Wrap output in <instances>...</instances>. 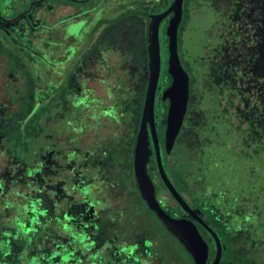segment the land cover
<instances>
[{
  "label": "rangeland",
  "instance_id": "374dc122",
  "mask_svg": "<svg viewBox=\"0 0 264 264\" xmlns=\"http://www.w3.org/2000/svg\"><path fill=\"white\" fill-rule=\"evenodd\" d=\"M6 3L9 4V2ZM60 3H64V0H48L45 3L36 5L29 14L15 22L2 23L0 21V104L2 105L1 102L4 98L6 103H11V99L7 98V88H11L13 90L12 98L17 99L19 106L15 108V113H12V109H8V113L10 117L15 116L14 120L18 123L23 119L26 112L31 110L29 106L31 103L30 98H32L30 93L32 87L37 85L36 91L46 90L45 88L47 87L56 89L50 102L52 106L54 104L56 106L60 96H64V101L60 107L61 114L51 120L52 124L50 122V126L55 128L65 127V132H59L61 134L59 139L62 145L61 150L67 153L70 152V156L63 158L62 162L57 161L58 165L52 163L54 168L50 175L52 179L49 181L50 187L55 190L58 196H66L63 185L71 187L75 185V182L71 184V180L74 177L64 170L70 171L72 167L76 166L74 159L77 156V149L80 148L77 140L80 132H77V129L75 131L72 130V127L78 128L80 123L76 115L79 109L76 100L78 96L76 84L77 63L75 62L77 53L73 49L65 53L57 50L54 51L52 57L46 52L47 49L45 47L41 49L33 46L34 42H36L35 39L42 43H47V38L45 39L43 35H39L44 34L46 31L45 10L46 8L56 7ZM198 3L206 9V14H208L212 22L209 32L212 46H209L208 56L202 61V65L199 61L196 64L195 60L189 67L186 66V70L192 75L190 79L192 107L186 117L193 128L184 143L192 147L194 139H198L200 133L208 128L210 130L209 137L216 145H221V143L223 146L227 143L233 145L236 141L235 144L240 149L250 145L248 147L249 151L246 152V158L239 165L242 169L241 175L243 178L245 176L253 178L256 175L255 179L257 180L255 181L264 182V175L263 177L260 175L264 164V152L261 153V149L264 148V44H260L262 36L264 37V0H198ZM13 6V8H10L12 9L9 12L10 15H15L16 13L13 14L11 12L26 5L19 4L17 8V5ZM64 11L70 15L73 10L72 8H66ZM54 16L55 19L60 18L59 14ZM232 18L239 20L241 25L243 23L244 29L240 32V35H236V32L228 33L226 25ZM128 29L130 28L128 27ZM128 32L131 33V46H129L128 50H131L132 60L128 51H126V55L117 51L116 70L119 73L117 76H121L117 78L115 83L110 85L98 83L89 85V88L95 92L91 91L88 93L87 98L92 109L89 108L86 111L87 114L83 117V124L86 123L84 135L87 143L84 144L85 151H89L94 147L97 148L100 144L105 143L107 147L102 149L101 152H112L116 157L122 156L124 154V145H131V140L136 137L135 135L138 132L140 124L138 118L139 110L144 104L147 80L145 77V66L138 67L140 62L138 63L137 61L142 60V55H140L142 51L140 48L141 36L138 33L135 34L131 29ZM55 34L56 37L59 36L58 32H55ZM70 35L72 33H68L67 36ZM184 38L188 40V31H186ZM195 38L198 51L199 44L202 41L201 32H198ZM229 42L234 43L229 44ZM257 47L260 51L259 55H257ZM120 48L117 47V49ZM67 56L69 63L66 61ZM121 59H125V61ZM131 65L134 67L132 78L129 77V67ZM136 67H138V71H135ZM136 72L143 75L139 81H136ZM63 76L65 84H61V87L57 89V86L63 80ZM15 77L17 82L13 81L14 84L5 86L9 79H14ZM163 82L164 79L161 83ZM23 87L24 90H22ZM103 87L105 89L110 88L113 91L114 94L113 96L111 95V98L108 97ZM157 94L158 97L155 104L156 118L159 120L163 115L164 119L165 117L167 119V111L164 110V105L159 102L160 90L157 91ZM198 104L205 105L206 109L200 108L197 110ZM1 105L0 113H2ZM22 105L25 106V109ZM103 107H107L108 109L106 110L112 111L110 116L104 117L102 114L100 115ZM5 108L7 107L5 106ZM50 108L52 107L50 106ZM93 112L96 114L94 117ZM67 121H70L73 126H67ZM229 121H232V123L230 124ZM53 127H47V139L56 132ZM66 138L74 139L73 143L67 145V147L65 144ZM92 141H94V145L90 143ZM192 149L194 148L192 147ZM214 150L215 148L209 144L208 154L217 162L219 158H225V161L233 160V158L228 157V153H223L222 150L216 153ZM103 153H101V157L108 164L106 170L112 169L121 184L115 195H126L127 190L125 186H122L127 180L125 171L119 168L118 160L109 159V156L103 155ZM49 155V153H45L46 161L49 158V162H51ZM99 162L100 165L104 164L102 161ZM3 166L0 163L1 174L7 171H5ZM59 167L60 171L58 172L57 169ZM57 174L60 175L61 181L60 179L54 181ZM130 195L132 197L137 196V191H130ZM63 199L65 200V198ZM111 204L114 205V201ZM114 208L116 207L114 206ZM256 208L257 210L260 209V207L254 206V210ZM76 211L81 215L79 204L76 206ZM261 214L263 215L261 216ZM148 217L150 219L148 225L144 222H138L134 225L140 229H147L146 227L149 226V232L157 236L156 249L159 251V255L165 257V260H169L173 256L181 259L185 258L191 264V260L185 255L183 248L163 229L161 223L155 219L151 212H149ZM254 217H260L264 220L262 207L259 211H256ZM83 218L91 221L93 217L89 218L88 214H85ZM78 219L75 222H78ZM100 220L101 224L104 222L108 227L110 225L124 234L120 227L121 225L117 221L112 222L106 213ZM239 222L240 219H238L237 223ZM256 231L258 235L262 236L263 234L264 236V225L258 226ZM134 235L133 233L132 237ZM56 238L60 240L63 236L58 233Z\"/></svg>",
  "mask_w": 264,
  "mask_h": 264
},
{
  "label": "flooded vegetation",
  "instance_id": "af4514ba",
  "mask_svg": "<svg viewBox=\"0 0 264 264\" xmlns=\"http://www.w3.org/2000/svg\"><path fill=\"white\" fill-rule=\"evenodd\" d=\"M13 1L18 5L23 1L26 6L20 7L21 9H16L17 14L14 16L9 14L11 9L6 4V0H0V16L3 19L11 20L19 14L28 11L30 9V5L33 2H38L41 0ZM45 1L42 3H45ZM174 1L175 0H64V3H60L56 5V7L46 8L45 10L44 18L46 20V31L44 34L39 35H43L45 39L47 38V43L45 44L35 39L36 42H34L33 46L40 47L41 49H44L45 47L47 49L46 52L52 55V57L54 51L57 50L65 53L73 49L77 53V59L75 62L77 63L76 84L78 88V96L76 100L79 109L76 115L80 123L78 128L72 127V130L75 131L77 129V132H80V135L77 137L80 148L77 149V156L76 159H74L76 166L72 167L73 170H64L74 177L71 180V184H74L75 182V185L71 187L63 185L66 196L62 195V197L65 198L64 202L66 206L69 207V209L66 211L64 220L65 229L61 234L63 239L66 241V246L68 248L72 249L73 245H76L78 256L77 259H74L72 255H69L67 258L68 264H189L185 258L181 259L177 256H173L169 260H165V257L160 256L159 251L156 249V245L158 243L156 240L157 236L154 235V233L149 232V226L146 227L147 229H140L134 225L138 222H144L148 225L150 223V219L148 217L149 212H151L155 219L161 223L163 229H165L172 239H174L183 248L185 255L191 260L190 263L194 264L190 254L185 250L180 242L167 231L166 227L159 220L158 216L148 208L147 204L141 197L135 177L134 158H132V153L134 152L135 148V145H133V140L130 139L132 142L131 145H124V154L119 157L114 156L112 152H101L102 149L107 147L105 143H102L97 148L94 147L89 151L84 150V144L87 142L84 135L86 123L83 124V117L87 114L86 111L89 110V108L92 109L87 98L88 93L91 91L95 92L89 88V85L97 83L110 85L115 83L117 78L121 76H117L119 73H117L116 70L117 51L119 53H125L124 55H126V51L131 54V50H128L129 46H131V33L128 32L130 29L135 34L138 33L141 36L140 48L142 51L140 55H142V60L137 61L138 63L140 62L138 67L145 66V77L148 83V26L153 15L166 12ZM42 3H36L30 9L29 13L36 5H40ZM66 8H72V14L68 15L65 13L64 10ZM206 12V9L200 6L198 0H183L182 15L178 25V54L181 64L182 58L180 53L184 51L185 48L190 49V52H192V58L194 57V60L196 59L197 42L195 36L198 32H201V35L205 36L204 42L199 44L201 45L200 47H203L208 51L209 46H212L211 38L209 37L212 22L210 21ZM57 14H59V19H55L54 15ZM177 15V11L170 14L161 22L159 28L162 60V68L158 86V88H160L158 90H160L161 93L159 96L160 100H162L165 86H167V84H171L169 70H166V67L169 68V29L172 25V22L177 18ZM0 21L2 23H12L5 22L1 18ZM128 27L130 29H128ZM226 28L228 33L236 32V35H240V32L244 29L243 23L241 25L239 20L233 18L231 21L229 20L227 22ZM186 31L189 32L188 40L184 38ZM55 32H58L59 36L56 37ZM68 33H72V35L67 36ZM230 43L233 44L234 42H229V44ZM237 44L239 45V43ZM117 47L121 48L117 49ZM66 58V61L69 63L68 56ZM121 60L125 61V59ZM48 67L50 68V66ZM138 67L135 68V71H138ZM129 69V77L132 78V71L134 67L131 65ZM136 73V81L141 80L143 75H141L139 72ZM163 79L165 82L164 85V82L161 83ZM61 84H65L64 76L60 85L57 86V89L61 87ZM45 89L46 90L41 89L38 91L41 92V99H44L45 97V99H48L49 97L52 98L56 89L50 87ZM103 89L107 92L109 98H111V95L113 96L114 93L112 90H110V88L105 89L103 87ZM43 94H45V97L43 96L44 98L42 97ZM63 98L64 96H61L59 99L56 105L57 109L54 112L55 114L51 115L50 117V122L53 120V118H56L57 115L61 114L60 107L64 101ZM61 99H63V101H61ZM163 105L164 110L167 111L168 118L169 100H164ZM106 109L108 108L103 107L100 115L102 114L104 117L110 116L112 111H108ZM94 116H96V114L93 112V117ZM157 121H160V119L158 120L156 118V125L158 126ZM161 122L165 124L167 123V119ZM66 125L73 126L70 121H67ZM54 128L55 127H53V129ZM64 128L65 127L55 128L54 131L56 132L51 134L49 137V148L47 149V153L50 154L49 157L51 162H49V158L46 161L49 166L47 169L49 188H51L50 181L52 179L50 175L54 168L52 163L57 164V161L62 162L63 158H68L70 156V152L67 153L64 151V154V152L61 150L62 145L59 139L61 134L59 132H65ZM137 135L138 132L135 137L136 139ZM73 140L74 139L72 138H66V147L67 145H71ZM56 143L58 146H56ZM90 143L94 145V141ZM101 153H103V155H108L109 159L118 160V165L120 164L119 168H122L125 171L127 180H125V183L122 184V186H125V189L127 190L126 195H115L116 191L121 187V184L118 182V178L116 175H114L115 172L112 169L106 170L108 164L102 159ZM122 160L124 161L122 162ZM99 161H102L104 164L100 165ZM131 165L133 167H131ZM148 168L150 177L156 190V198L160 204V207L172 218L177 220L184 219L194 224L208 246L207 264H215L217 246L214 237L192 214L187 212L175 200V198L165 186L161 176L160 178L165 188L162 185V182L157 177H154L155 167L151 164V161ZM57 170L59 172L60 167ZM166 174L177 192L191 208V210H193L212 229L207 215L193 204V201L187 193L180 192L172 182L169 174L167 172ZM59 179L60 175H55L54 181ZM50 190L55 191L52 188ZM132 190L137 191L138 197H132L130 195V191ZM127 192H129V194H127ZM112 201H114V205L111 204ZM78 204L80 205L81 215H79V213L76 211V206ZM114 206L116 208H114ZM104 213H106V215L111 218L112 222L117 221L118 224L121 225L120 227L122 228L124 234H122V232L119 230H115L110 225L108 227L104 224V222L101 224L100 219L102 216H104ZM85 214H88L89 218L93 217L91 221L89 219L86 220L83 218ZM77 218H79L78 222H75ZM205 231L208 232L211 237L208 236ZM133 233L136 236L134 235L132 237ZM217 236L222 246V256L220 263L240 264V262H236L233 257L229 256L225 243L218 234Z\"/></svg>",
  "mask_w": 264,
  "mask_h": 264
},
{
  "label": "trees",
  "instance_id": "16d2710c",
  "mask_svg": "<svg viewBox=\"0 0 264 264\" xmlns=\"http://www.w3.org/2000/svg\"><path fill=\"white\" fill-rule=\"evenodd\" d=\"M6 2H9L6 4L10 8L13 5L18 7L13 0ZM20 4L24 5L23 1ZM11 13L17 14V10ZM201 36L203 43L205 36ZM260 44H264L263 36ZM200 46L196 51L195 60L196 64L199 61L202 65L208 52ZM257 50L259 55L258 47ZM180 55L182 66L186 70V66L189 67L195 61L194 57L192 58V52L188 48ZM166 70L169 68L166 67ZM186 71L191 79V73ZM13 81L17 82V78L9 79L5 86L14 84ZM36 87L37 85L30 90L31 110L27 111L18 123L14 120L15 116L10 117L8 113V109L15 113V108L19 106L17 99L12 98L11 88H7V98L11 99V103H6L4 98L2 105L0 104V163L4 165L5 171L7 170L6 173H0V264H68L69 255L74 259L78 256L75 244L72 250L66 246L63 238H56V235L65 229L64 220L69 209L63 197L48 187L49 166L45 153L49 148V138L47 139L46 135L47 127H51L50 117L55 114L57 108L55 104L50 105L52 98L49 97L48 100L38 97L41 92L36 91ZM169 87L170 84H167L164 88L161 105L168 99ZM22 107L25 109L24 105ZM191 107L192 99L187 115ZM200 108L206 109L205 105H199L196 109ZM142 109L143 107L139 110V120ZM162 119L166 120L162 115L160 122L157 121L161 158L165 171L176 188L187 193L193 204L207 215L212 229L225 243L229 256L240 264H264V236L258 235L256 231L258 226L264 225V220L254 217L261 207L264 211V182L255 181L256 175L253 178H243L239 166L246 158L250 145L241 147L242 149L237 148V141L233 145H225L224 142L225 146L222 143L216 145L209 137L210 130L206 128L198 139H194L192 149L184 143L193 128L187 117L184 129H181L182 133L180 132L175 143L171 145L167 139L166 123L163 124ZM135 142L134 137L133 145ZM209 144L215 148L216 153L222 150L233 160L225 161V158H219L217 162L208 154ZM152 150L154 177L161 181L153 145ZM263 152L264 148L261 149V153ZM262 166L260 175L263 177L264 164ZM162 185L164 186L163 182ZM254 206L260 209L254 210ZM206 234L211 237L208 232Z\"/></svg>",
  "mask_w": 264,
  "mask_h": 264
},
{
  "label": "water",
  "instance_id": "95a60500",
  "mask_svg": "<svg viewBox=\"0 0 264 264\" xmlns=\"http://www.w3.org/2000/svg\"><path fill=\"white\" fill-rule=\"evenodd\" d=\"M44 1L45 0L33 2L30 5V9L36 3H42ZM182 4L183 0H175L166 12L153 15L148 26L147 41L149 78L140 127L134 148V171L141 197L147 204L148 208L158 216L159 220L164 224L167 231L173 235L190 254L194 264H207L208 246L200 235L198 229L190 221L172 218L160 207V204L157 201L156 190L150 177L148 168L153 155V145L156 151L159 173L165 183V186L170 191L175 200L187 212L192 214L214 237L217 246L215 264H221L220 260L222 256V246L217 234L186 204V202L171 183L164 170L156 125L155 104L162 68L159 28L161 22L175 11L178 12V15L177 18L172 22V25L169 29V76L171 78V84L167 91L169 100V113L166 123L167 139L171 145H173L177 140L188 113L190 102V77L182 66L178 54V25L182 15ZM30 9L22 14H19L11 20L3 19L1 16L0 18L5 22H15L27 15ZM42 96L45 97V94Z\"/></svg>",
  "mask_w": 264,
  "mask_h": 264
}]
</instances>
